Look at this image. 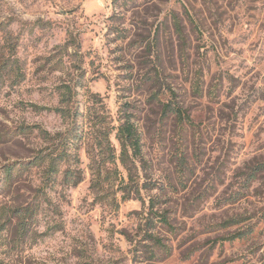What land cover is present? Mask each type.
Segmentation results:
<instances>
[{
    "label": "rangeland",
    "instance_id": "1",
    "mask_svg": "<svg viewBox=\"0 0 264 264\" xmlns=\"http://www.w3.org/2000/svg\"><path fill=\"white\" fill-rule=\"evenodd\" d=\"M113 1L0 0V264H264V0ZM69 83L138 127L141 197L28 166Z\"/></svg>",
    "mask_w": 264,
    "mask_h": 264
},
{
    "label": "trees",
    "instance_id": "2",
    "mask_svg": "<svg viewBox=\"0 0 264 264\" xmlns=\"http://www.w3.org/2000/svg\"><path fill=\"white\" fill-rule=\"evenodd\" d=\"M119 0L113 4L117 8ZM180 29V25L177 26ZM83 87L81 83L63 84L59 87V107L48 111H54L68 123L65 132L51 134L50 132L35 126L39 130L40 137L49 147V152L41 151L29 162V167H43L45 170L44 184L55 187L60 185L66 188L77 187L85 180V171L81 168L83 162L80 152L85 151L89 160L88 169L92 176V189L105 190L118 187V192L123 194V199H131L134 194L141 195V176L139 162L142 161V141L139 129L131 116L123 114L118 127L113 126L110 117L105 113L103 106L97 108L99 101L91 108L81 110L75 107L74 100L77 90ZM91 98L100 99L92 94ZM165 114H174L180 120L187 119L184 110L180 106L172 104L164 105ZM32 129V128H31ZM116 132V140L120 145V155L114 146L111 136ZM118 161L126 172V177L120 172ZM12 171L9 172L11 176ZM141 197V196H140ZM116 199V198H114ZM151 213L155 208V201L151 202ZM162 223L169 226L168 218L162 216ZM150 241L165 251L160 238L149 235ZM157 253H152V258H157Z\"/></svg>",
    "mask_w": 264,
    "mask_h": 264
}]
</instances>
